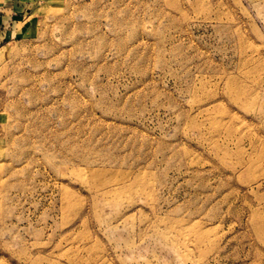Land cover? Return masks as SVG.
<instances>
[{"label": "rangeland", "instance_id": "1", "mask_svg": "<svg viewBox=\"0 0 264 264\" xmlns=\"http://www.w3.org/2000/svg\"><path fill=\"white\" fill-rule=\"evenodd\" d=\"M0 42V264H264V0H44Z\"/></svg>", "mask_w": 264, "mask_h": 264}, {"label": "crops", "instance_id": "2", "mask_svg": "<svg viewBox=\"0 0 264 264\" xmlns=\"http://www.w3.org/2000/svg\"><path fill=\"white\" fill-rule=\"evenodd\" d=\"M44 0H0V42L18 37L31 26L34 9Z\"/></svg>", "mask_w": 264, "mask_h": 264}]
</instances>
